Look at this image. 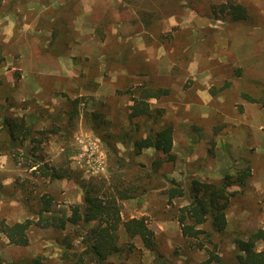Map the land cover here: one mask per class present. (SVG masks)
Wrapping results in <instances>:
<instances>
[{
    "label": "rangeland",
    "instance_id": "1",
    "mask_svg": "<svg viewBox=\"0 0 264 264\" xmlns=\"http://www.w3.org/2000/svg\"><path fill=\"white\" fill-rule=\"evenodd\" d=\"M227 1L4 0L0 223L36 221L43 197L52 199L53 213L71 216L83 204L85 183L107 204L116 199L122 221L144 217L173 263L196 264L208 253L182 235L177 212L187 200H168L170 179L219 182L249 163L247 185L230 187L236 193L226 232L213 237L220 264H234L233 238L264 229V0H232L248 9L242 22L203 14ZM153 9L154 29L144 37L139 11ZM145 84L170 91L149 101L162 111L158 124L174 128V161L153 149L130 154L125 134H135V123L144 133L151 123L129 118L133 95ZM3 114L26 119L33 139L10 144ZM37 160L68 176L50 179ZM98 225L32 226L27 246L0 232V264H28L35 256L46 264H99L84 244ZM115 233L121 251L108 264L152 263V252L122 224Z\"/></svg>",
    "mask_w": 264,
    "mask_h": 264
},
{
    "label": "trees",
    "instance_id": "2",
    "mask_svg": "<svg viewBox=\"0 0 264 264\" xmlns=\"http://www.w3.org/2000/svg\"><path fill=\"white\" fill-rule=\"evenodd\" d=\"M3 2L4 0H0V9L3 7ZM209 7H211L210 13L204 12L203 14L212 18H224L230 22H242L249 18L247 7L232 0L220 5L212 3ZM139 12L144 25L142 32H144L143 36L145 37V33L151 32L152 28L154 29L157 10ZM1 51L2 46L0 45V65L4 61ZM147 85L143 86L139 94L133 95L129 118L133 120L136 117H144L151 123L144 130V133L140 132V125L135 123L133 126L136 131L135 134L128 132L125 134L127 143L133 147L130 154L139 155L146 149H153L157 153L167 156V160L174 161L176 159V155L173 153L174 128L172 125L162 126L158 124L162 111L161 109L154 110L149 101L152 98L159 99L168 95L170 91L166 87L153 88L147 87ZM246 98L255 101L249 95H246ZM92 115L95 116L94 113ZM2 118L3 127L8 133L10 144L17 141L24 143L33 139L31 125L27 123L26 119L23 117L17 119L8 114H3ZM131 129L132 127L129 130ZM18 134H21L22 137ZM160 163L161 159H158L154 164ZM36 165L44 169L45 175L50 179L56 180L68 176L67 170V172H59L56 167L47 164L43 166L42 160H37ZM251 169L252 166L248 163L235 177L227 173L219 182H210L194 177L187 184H181L170 179V186L165 191L168 200L170 202L175 198L187 200V203L181 206L177 212V220L181 226L182 235L198 240L196 245L208 253L206 259L196 264H220L223 261L222 256L215 251L218 248L219 240L215 241L213 237L221 236L226 232L228 223L226 211L230 206L232 195L236 193L230 190V187L239 186L243 188L247 185L252 176ZM80 186L83 191V204L82 206H74L71 216L53 213L50 208L52 199L43 197L41 207L36 211V221L28 218L12 224L1 222L0 232L8 238L11 244L27 246L29 244L28 230L32 226L65 230L69 224L78 225L80 222L100 221V225L94 227L91 232H87L84 241L85 253L90 255V262L108 264V256L121 251L117 243L119 235L115 231L122 224L123 231L128 237L139 238L143 245L152 252L154 258L151 264H175L158 249L155 232L144 217H132L122 221L116 199L107 204L96 194L97 191L93 185L80 183ZM125 196L120 193L118 198L123 199ZM232 242L236 247L234 264H264V248H258V243L264 244L263 228L250 232L247 238L235 236ZM28 264L46 263L42 257L35 256Z\"/></svg>",
    "mask_w": 264,
    "mask_h": 264
}]
</instances>
